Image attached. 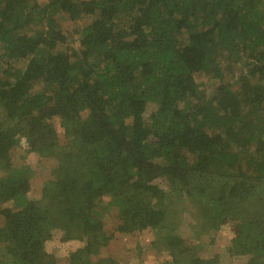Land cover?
<instances>
[{
  "label": "trees",
  "instance_id": "1",
  "mask_svg": "<svg viewBox=\"0 0 264 264\" xmlns=\"http://www.w3.org/2000/svg\"><path fill=\"white\" fill-rule=\"evenodd\" d=\"M225 226L264 264V0H0V264H221Z\"/></svg>",
  "mask_w": 264,
  "mask_h": 264
},
{
  "label": "rangeland",
  "instance_id": "2",
  "mask_svg": "<svg viewBox=\"0 0 264 264\" xmlns=\"http://www.w3.org/2000/svg\"><path fill=\"white\" fill-rule=\"evenodd\" d=\"M200 83L205 84L207 90L209 91V85L211 84L210 81L205 80L203 77L198 78ZM17 155L15 158V163L18 166L22 165H29L31 167H37L40 164L38 163V157L35 154H28L26 153L25 146L22 145L20 148L17 149ZM48 175V174H47ZM45 175L44 178L47 177ZM42 178V180L44 179ZM11 207L13 209H18L19 206L13 202H9L5 205V207ZM104 221L106 228H112L115 225V220L110 215H104L102 218ZM231 231L228 226L222 227L220 231H218L213 237V242H210L208 236H204L201 240H196L194 243L198 247V250L202 252V254L206 257H212L214 255H218L221 257V264H245L242 260L233 259L231 260V256L227 253V247L230 245L231 242ZM151 241V236L148 234H144L140 238V243L144 247H148ZM75 242L69 243H61L56 237L55 240L50 241L46 244V250L48 253L53 254L56 257L63 258L67 256L75 247ZM130 264H137L136 261H131Z\"/></svg>",
  "mask_w": 264,
  "mask_h": 264
}]
</instances>
